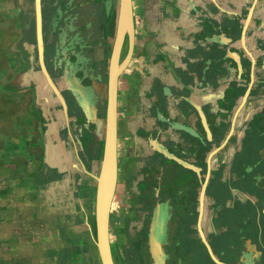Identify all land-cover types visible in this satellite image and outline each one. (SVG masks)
<instances>
[{"label": "crops", "instance_id": "0c3cea01", "mask_svg": "<svg viewBox=\"0 0 264 264\" xmlns=\"http://www.w3.org/2000/svg\"><path fill=\"white\" fill-rule=\"evenodd\" d=\"M17 2L0 19L12 37L0 44L1 92L43 98L51 126L42 147L0 149V264H98L96 176L120 0H42L45 59L67 113L39 84L35 0ZM133 9L135 45L118 90L119 208L140 189L127 176L143 177L160 143L193 144L200 158L236 116L238 147L264 148V0H133Z\"/></svg>", "mask_w": 264, "mask_h": 264}, {"label": "flooded vegetation", "instance_id": "af4514ba", "mask_svg": "<svg viewBox=\"0 0 264 264\" xmlns=\"http://www.w3.org/2000/svg\"><path fill=\"white\" fill-rule=\"evenodd\" d=\"M236 127L233 116L227 136L210 134L214 142L200 158L193 144L177 141L145 154L143 177L127 176L140 189L132 190L136 217L127 220L122 263L221 264L208 243L225 264H264V148L238 147Z\"/></svg>", "mask_w": 264, "mask_h": 264}, {"label": "water", "instance_id": "95a60500", "mask_svg": "<svg viewBox=\"0 0 264 264\" xmlns=\"http://www.w3.org/2000/svg\"><path fill=\"white\" fill-rule=\"evenodd\" d=\"M36 32L38 41V51L41 69L46 80L57 94L67 113V101L61 88L51 76L46 60L43 35V14L42 0H36ZM128 38L129 49L124 58L122 51ZM135 45V19L133 0H120L117 32L110 60L108 89H107V109L105 118V138L104 151L100 167V172L96 176L97 191L95 201L96 219V246L102 264H115L112 242H111V209L116 194L119 177L118 160V90L121 73L128 66ZM250 93V87L246 90L244 100ZM244 101V102H245ZM203 185V193L206 188ZM203 199V197H202ZM201 199V200H202ZM203 203V200H202ZM209 250L215 261L225 264L213 253L211 246L207 243Z\"/></svg>", "mask_w": 264, "mask_h": 264}, {"label": "rangeland", "instance_id": "374dc122", "mask_svg": "<svg viewBox=\"0 0 264 264\" xmlns=\"http://www.w3.org/2000/svg\"><path fill=\"white\" fill-rule=\"evenodd\" d=\"M36 2V0H35ZM16 0V7L13 8V0H0V11L3 12V14L0 12V19H3L7 16L10 18L13 16L12 14H17L18 11V4ZM25 6L22 7L24 10ZM36 8V4H35ZM16 9V11H15ZM43 14V10H42ZM2 22L0 21V24ZM3 24V23H2ZM1 24V25H2ZM8 32H6V29L0 28V44H3L6 40V35ZM24 34V33H23ZM21 33V38L24 37ZM44 35V33H43ZM9 36V34H8ZM44 37V36H43ZM12 40V37L9 36L6 40L7 42H10ZM17 42L18 40L13 43L14 49L17 48ZM11 43V42H10ZM38 44V41H37ZM1 47V46H0ZM129 48V41L128 38L126 39L123 51H122V58H124L128 52ZM13 50V49H12ZM46 60V59H45ZM40 63V60H39ZM19 65V64H18ZM40 65V64H39ZM41 68V65L39 66ZM42 70V69H41ZM9 72V71H8ZM41 74V73H39ZM42 78L39 80L43 82L44 84L49 85L48 93L55 98L57 94L54 92L48 81H45V75H41ZM15 76H7V81H10L14 79ZM47 82V83H45ZM2 88L0 87V97L4 98L3 101H0V149L4 147L5 144H25L27 142H38L39 145H42L46 142V130L50 128L51 122L47 118H49V104L43 102V98H38V102L36 101L35 93L32 92L33 98L27 97L26 99L23 98L21 102H14L18 99V93L17 91L11 92L8 88L5 89L4 92H1ZM3 94V95H1ZM19 94V93H18ZM59 100V98H58ZM122 101L119 102V105L121 106ZM46 113V115H45ZM21 120V121H20ZM41 150L37 153V157H40ZM166 186L169 187V189H173L175 187V184H173V180L164 179ZM123 182L120 183L119 189H118V195L115 197V205L114 208H117V210L121 209L120 212L113 215L114 220L111 223V242H112V251L113 256L115 260V264H124L122 263V259L120 258V253L123 254V244L127 240V220L128 218L136 217L134 206V197L128 196L125 199L124 205L119 208V203L121 201V190L123 189L122 186ZM144 188V185H142ZM97 261L98 264L101 263V259L97 250ZM86 264H93L92 262H86Z\"/></svg>", "mask_w": 264, "mask_h": 264}]
</instances>
